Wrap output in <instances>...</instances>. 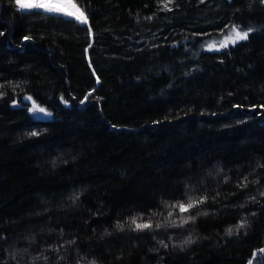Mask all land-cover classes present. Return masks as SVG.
<instances>
[{
  "label": "trees",
  "instance_id": "obj_1",
  "mask_svg": "<svg viewBox=\"0 0 264 264\" xmlns=\"http://www.w3.org/2000/svg\"><path fill=\"white\" fill-rule=\"evenodd\" d=\"M165 2L0 0V264H264V3Z\"/></svg>",
  "mask_w": 264,
  "mask_h": 264
},
{
  "label": "snow or ice",
  "instance_id": "obj_2",
  "mask_svg": "<svg viewBox=\"0 0 264 264\" xmlns=\"http://www.w3.org/2000/svg\"><path fill=\"white\" fill-rule=\"evenodd\" d=\"M82 0H14L15 5L17 6L18 10L21 11L22 14H37V15H43L45 17L50 18H57L61 20H65L68 22H75L79 26H85L89 25V14L86 12L84 8L80 6ZM203 2V0H201ZM262 3H264V0H261ZM174 3V0H166L164 4V8L166 10H171L168 5ZM27 10V11H26ZM152 17H148V19H151ZM227 27V26H226ZM255 29L248 28L247 30H242L239 25H232L230 26L227 33L224 35L223 39H220L218 41H212L207 44V50L209 51H220L221 49L228 48L230 45H236L240 41H246L249 39V35L251 32H253ZM88 34L89 36L93 35L92 29L89 26L88 27ZM25 40L30 39V37H24ZM92 45L90 44L89 47ZM87 51V49H85ZM97 83H99V80L97 79ZM91 96V92L85 95V97L80 101L81 104H85L89 97ZM31 97H26V100H31ZM63 100V98H62ZM67 103L66 101H64ZM15 103V102H14ZM29 112H39V113H45L46 116H50L51 113H47L46 109L43 107L38 106L34 101L32 103V107L28 109ZM38 133H32V135H37ZM247 178H245V186H246ZM262 196H264V193H261ZM206 197H201L199 200L189 197V202L187 204L181 202L178 204H173L171 207L173 209L178 208L181 217L179 221V225H177L175 220L170 219V224L172 226H182L183 224L188 223L191 220H195L196 217L194 216H184L183 214L190 211L191 209L197 207L199 204L203 203ZM206 214V213H205ZM173 216V212L168 213V217L171 218ZM131 224L134 225L133 231H143L145 229H151L153 228V224L151 220L147 222H138L137 217L131 218ZM246 221L241 220V222L238 223L237 229L245 227ZM163 225L157 224L155 227L159 228ZM117 227L123 230L122 224H117ZM228 234H232V229H228ZM192 243L191 239H186L184 241V244H190ZM161 244L164 247H167L166 244H163L161 241ZM261 252H264V249L260 250ZM255 255V254H254ZM89 264H96L95 261L89 262ZM251 264V261L249 262Z\"/></svg>",
  "mask_w": 264,
  "mask_h": 264
},
{
  "label": "rangeland",
  "instance_id": "obj_3",
  "mask_svg": "<svg viewBox=\"0 0 264 264\" xmlns=\"http://www.w3.org/2000/svg\"><path fill=\"white\" fill-rule=\"evenodd\" d=\"M26 11H27V10H26ZM91 37H92V36H90V40H91ZM221 39H223V37H222ZM92 40H93V39H92ZM92 42H93V41H92ZM32 103H33V102H30V108L32 107ZM32 114H33L34 116H36V117H40V118H41V117H44V118L47 117V116L45 115V113H39V112H35V113H33V112H32Z\"/></svg>",
  "mask_w": 264,
  "mask_h": 264
},
{
  "label": "water",
  "instance_id": "obj_4",
  "mask_svg": "<svg viewBox=\"0 0 264 264\" xmlns=\"http://www.w3.org/2000/svg\"><path fill=\"white\" fill-rule=\"evenodd\" d=\"M92 41H93V40H92V37H91L90 44H92ZM88 62H89V59H88ZM89 64H90V62H89ZM90 67H91V66H90ZM97 79H98V78H97ZM98 80H99V79H98ZM98 84H99V83H96V86H97ZM96 86H95V87H96ZM92 90H93V89H92ZM92 90H91V91H92ZM91 91H90V92H91ZM90 92H89V93H90Z\"/></svg>",
  "mask_w": 264,
  "mask_h": 264
}]
</instances>
